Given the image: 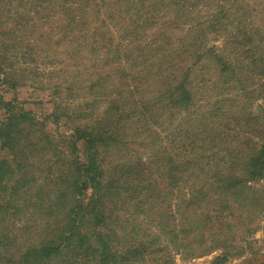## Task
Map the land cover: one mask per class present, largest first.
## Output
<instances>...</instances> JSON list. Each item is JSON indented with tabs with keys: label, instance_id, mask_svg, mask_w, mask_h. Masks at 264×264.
Returning <instances> with one entry per match:
<instances>
[{
	"label": "trees",
	"instance_id": "1",
	"mask_svg": "<svg viewBox=\"0 0 264 264\" xmlns=\"http://www.w3.org/2000/svg\"><path fill=\"white\" fill-rule=\"evenodd\" d=\"M45 2L59 102L2 104L0 264L240 255L264 213V0ZM16 28L34 73L50 51Z\"/></svg>",
	"mask_w": 264,
	"mask_h": 264
},
{
	"label": "rangeland",
	"instance_id": "2",
	"mask_svg": "<svg viewBox=\"0 0 264 264\" xmlns=\"http://www.w3.org/2000/svg\"><path fill=\"white\" fill-rule=\"evenodd\" d=\"M9 1L1 0L0 2V9H2V21H0V57L4 58V61L0 62L3 70H0V125L7 117L5 112L6 107L3 108L2 104L8 103L16 109L31 111L35 116L41 118L45 114L52 112L54 101L59 102L58 98L52 96V92L54 91L53 85L57 83L58 75L45 74V70H47L45 65L47 64L51 68H54L55 71L59 69L61 58L59 52L62 47L60 48L59 46L58 48L55 44L61 31L58 28L59 23H57L56 17L47 19L45 0H20V4L13 3V5L6 6V4H9ZM3 19H6L5 22H3ZM20 23L23 24L24 30L21 31L16 28L15 33L12 35L16 39L17 45L26 42L30 43L37 38H42L43 42L39 44V47L50 51L48 52V56L51 57L45 59V64L38 62L33 67L34 73L32 72V63L26 60L28 52L26 47L22 48V50L20 46H16L18 48L13 51L9 48L5 50L9 38L7 35L8 28L12 24ZM219 44V42H216V45ZM38 53L40 54V50H38ZM53 53H57L58 57L55 58ZM256 107L254 106V108ZM5 155L4 152L0 151V160ZM253 229L251 234L247 236L246 244H241V241L236 244L237 246L240 245L238 247L240 255L230 257L222 264H264V213L257 223L254 224ZM241 249H244V251L241 252ZM219 253L220 251L217 250L200 258H188L183 254L173 253V264H209Z\"/></svg>",
	"mask_w": 264,
	"mask_h": 264
}]
</instances>
